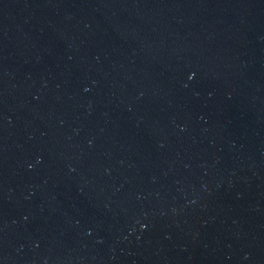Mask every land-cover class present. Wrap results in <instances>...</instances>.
Returning <instances> with one entry per match:
<instances>
[{"label":"water","instance_id":"water-1","mask_svg":"<svg viewBox=\"0 0 264 264\" xmlns=\"http://www.w3.org/2000/svg\"><path fill=\"white\" fill-rule=\"evenodd\" d=\"M0 264H264V0H0Z\"/></svg>","mask_w":264,"mask_h":264}]
</instances>
